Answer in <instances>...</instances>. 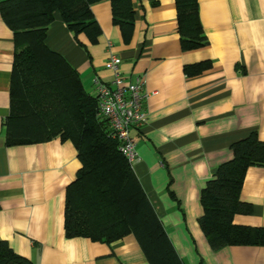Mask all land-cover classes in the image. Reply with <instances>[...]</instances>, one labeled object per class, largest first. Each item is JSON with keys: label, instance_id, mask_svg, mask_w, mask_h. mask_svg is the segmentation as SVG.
I'll return each mask as SVG.
<instances>
[{"label": "crops", "instance_id": "crops-1", "mask_svg": "<svg viewBox=\"0 0 264 264\" xmlns=\"http://www.w3.org/2000/svg\"><path fill=\"white\" fill-rule=\"evenodd\" d=\"M7 0H0L4 2ZM208 45L184 51L176 0H133L135 30L126 43L112 4L92 6L101 27L96 44L75 36L60 14L47 46L79 72L97 96L108 83L111 55L122 74L146 79L147 123L133 131V170L185 264H264V247L215 252L202 231V192L218 168L234 159L233 145L252 132L264 142V0H198ZM14 33L0 13V238L35 264H149L130 234L111 245L65 232L68 187L82 167L71 141L10 146L3 123L10 115L16 55ZM188 74L187 67L203 66ZM241 201L251 214L238 226L264 229V166L251 167Z\"/></svg>", "mask_w": 264, "mask_h": 264}, {"label": "trees", "instance_id": "trees-1", "mask_svg": "<svg viewBox=\"0 0 264 264\" xmlns=\"http://www.w3.org/2000/svg\"><path fill=\"white\" fill-rule=\"evenodd\" d=\"M104 0H7L3 20L14 33L16 55L11 109L3 127L10 146L71 141L82 167L68 187L65 232L69 238L116 243L132 234L149 264H185L149 201L132 166L109 136L98 101L84 87L79 72L46 43L49 27L60 14L75 35L96 44L101 35L92 6ZM114 24L128 43L135 30L133 0H109ZM178 30L184 51L208 45L198 0H176ZM203 66L187 67L188 74ZM234 159L218 168L202 192L200 226L211 249L264 247V229L238 226L237 215L251 214L241 201L248 170L264 166V142L256 132L233 145ZM0 264H35L16 254L0 238Z\"/></svg>", "mask_w": 264, "mask_h": 264}, {"label": "built area", "instance_id": "built-area-1", "mask_svg": "<svg viewBox=\"0 0 264 264\" xmlns=\"http://www.w3.org/2000/svg\"><path fill=\"white\" fill-rule=\"evenodd\" d=\"M121 58L111 55L106 69L113 74L111 82L95 81L97 101L101 116L109 124V136L119 143V150L129 164L138 160L136 140L133 131H140L147 123L146 104L150 97L146 79L138 76L135 80L121 72Z\"/></svg>", "mask_w": 264, "mask_h": 264}, {"label": "rangeland", "instance_id": "rangeland-1", "mask_svg": "<svg viewBox=\"0 0 264 264\" xmlns=\"http://www.w3.org/2000/svg\"><path fill=\"white\" fill-rule=\"evenodd\" d=\"M92 96H94V95H92Z\"/></svg>", "mask_w": 264, "mask_h": 264}]
</instances>
